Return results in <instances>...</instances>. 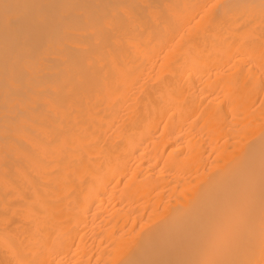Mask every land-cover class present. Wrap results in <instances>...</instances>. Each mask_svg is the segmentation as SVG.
Wrapping results in <instances>:
<instances>
[{
    "label": "bare ground",
    "instance_id": "obj_1",
    "mask_svg": "<svg viewBox=\"0 0 264 264\" xmlns=\"http://www.w3.org/2000/svg\"><path fill=\"white\" fill-rule=\"evenodd\" d=\"M0 264H264V0H0Z\"/></svg>",
    "mask_w": 264,
    "mask_h": 264
}]
</instances>
